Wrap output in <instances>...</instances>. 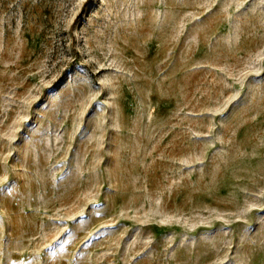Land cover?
<instances>
[{
  "label": "rangeland",
  "instance_id": "374dc122",
  "mask_svg": "<svg viewBox=\"0 0 264 264\" xmlns=\"http://www.w3.org/2000/svg\"><path fill=\"white\" fill-rule=\"evenodd\" d=\"M0 264H264V0H0Z\"/></svg>",
  "mask_w": 264,
  "mask_h": 264
}]
</instances>
